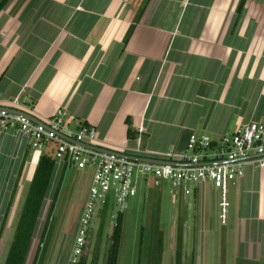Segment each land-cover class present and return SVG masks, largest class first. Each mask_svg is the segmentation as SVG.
<instances>
[{
  "label": "crops",
  "instance_id": "crops-1",
  "mask_svg": "<svg viewBox=\"0 0 264 264\" xmlns=\"http://www.w3.org/2000/svg\"><path fill=\"white\" fill-rule=\"evenodd\" d=\"M238 1L10 0L0 10V105L17 99L44 121L62 109L70 127H95L98 145L145 155L183 153L191 133L216 141L262 122L264 0H248L234 26ZM41 153L16 129L0 128V189L8 180L13 189L23 159L21 181H31ZM65 170L57 162L52 176ZM228 192L233 244L230 221L212 229L218 196L208 181L175 196L174 218L183 231L197 228L200 260L216 236L237 261L264 264V165L246 161Z\"/></svg>",
  "mask_w": 264,
  "mask_h": 264
},
{
  "label": "built area",
  "instance_id": "built-area-1",
  "mask_svg": "<svg viewBox=\"0 0 264 264\" xmlns=\"http://www.w3.org/2000/svg\"><path fill=\"white\" fill-rule=\"evenodd\" d=\"M5 107L29 113L18 106L17 99ZM68 119L72 121L73 116H67L62 109L42 120L43 124L22 113L0 109L1 129H16L34 149L41 150L43 146L53 144L55 163H62L66 168L70 165L92 168L91 183L79 216L69 264H75L82 253L94 218L110 208L107 213L115 219L137 194L138 184L153 186L160 180H166L174 198L179 192L184 196L191 195L193 186L208 181L217 190L218 218L225 224L230 207V184L243 175L246 161L264 165V121L249 122L216 141L206 134L191 133L186 143L187 151L183 153L169 149L160 154L145 155L100 149L103 146L97 143L95 127L86 123L70 127ZM126 154L156 160L142 161ZM251 154H256V157L242 159Z\"/></svg>",
  "mask_w": 264,
  "mask_h": 264
},
{
  "label": "rangeland",
  "instance_id": "rangeland-1",
  "mask_svg": "<svg viewBox=\"0 0 264 264\" xmlns=\"http://www.w3.org/2000/svg\"><path fill=\"white\" fill-rule=\"evenodd\" d=\"M52 148H54V145L48 144L43 146L41 151L51 153ZM60 177V174L55 173L52 176V182L48 186L46 193V201L38 218L24 264H33L48 207L53 200ZM13 178H17V174ZM19 178L20 186L18 191H16L13 204L10 205L8 225L0 243V264L4 263L9 244L12 240L13 229L18 220L30 183V179H23L21 181V176ZM91 178L92 168L90 166L78 168L70 165L62 173L61 185L58 188L52 219L47 231L46 248L42 254L40 264H69L72 255V243L75 238L79 216L86 200ZM7 183H9V180L5 181L3 186ZM3 186L0 189V222L6 209L7 201L12 194V185L9 187ZM175 199L169 192V182L166 180H160L158 184L153 186H145L143 183L138 184L137 194L129 200L128 206L123 211V234L119 249L118 264H137L140 228L142 225L148 227L150 223H157L162 230L163 248L161 264H175L174 251L176 248V234L180 223L176 220L177 218H174L175 212L179 207V201H175ZM109 209L107 208L106 211ZM113 210V213H115L116 210ZM101 219L102 216L100 215L94 218L83 251L88 254L89 258L95 256L98 264H104L109 237L115 220L111 217V213H107L103 219V226L100 227ZM228 221L233 222L231 219ZM231 223H227L226 226L231 227V239L229 242L232 243L234 238L233 233L236 232L237 228L235 223H232V225ZM211 224L212 229L216 231H222L224 229V224L218 218V209L217 218L215 220L213 218ZM149 228H146V234L144 236L142 264H146L147 262V247L151 244L152 233L149 232ZM192 230L191 228H184L183 231V234L186 231V234L183 236V264L192 263V251L194 252L193 264H245L244 261H237V258L234 259V257H231L230 251L233 249V243L227 244L224 240H220V237L216 238V236L208 237L207 246H204L203 249L205 250L207 248L209 254L200 260V257L196 255L198 248H201V245L198 244V241H201L198 239L200 233L197 234V228H193ZM219 249L221 253L218 256L214 255V253H218Z\"/></svg>",
  "mask_w": 264,
  "mask_h": 264
},
{
  "label": "trees",
  "instance_id": "trees-1",
  "mask_svg": "<svg viewBox=\"0 0 264 264\" xmlns=\"http://www.w3.org/2000/svg\"><path fill=\"white\" fill-rule=\"evenodd\" d=\"M10 0H0V10L7 5ZM248 0H239L237 7H236V18L234 26L237 24L240 14L243 8L246 6ZM145 5L141 7L138 11L136 17L134 18L133 22L129 26L126 35L124 37V43L128 41L130 38L136 22L140 17V14L143 12ZM127 135L129 138L135 136L134 131L128 127ZM25 159L22 160L18 173L17 178L15 179L12 194L7 201L6 209L4 210L1 222H0V243L2 238L6 232V225H7V217L9 215V209L11 205V201L13 199V191L16 185L19 183V177L21 176L23 167H24ZM55 166V159L53 157V153L43 151L36 163L34 173L32 179L29 183L28 190L26 192V196L14 227V232L12 235V240L9 244L4 263L3 264H24L25 259L34 235V231L37 225L38 218L42 212L44 207V203L46 201V193L47 189L51 180L53 168ZM62 175L59 179L57 188L55 190V194L53 200L51 201L47 216L44 220V225L41 231L40 241L37 248V252L35 254L33 264H40L42 260V254L46 248V238H47V231L49 228L50 221L52 219V212L54 208L55 199L57 196L58 188L61 185ZM107 214L106 210H103L100 216L102 219L100 221L99 226H103V219ZM109 214V213H108ZM123 220H124V212H118L115 220L114 225L112 226L111 234L109 237V244L107 248V254L105 257L104 264H118V257H119V249L123 234ZM149 232L152 233L151 244L147 247V262L146 264H161L162 262V246H163V234L161 228H159L157 223H150L149 224ZM144 225L140 228V236L138 242V258L137 264H142V251L144 246V236L146 234V228ZM86 245V244H85ZM83 247V251L85 248ZM80 254L75 264H98L97 258L95 256L88 257V254L84 253ZM193 257L192 263H194V252L192 251ZM174 258L175 264H183V227L179 223L177 234H176V248L174 251Z\"/></svg>",
  "mask_w": 264,
  "mask_h": 264
},
{
  "label": "water",
  "instance_id": "water-1",
  "mask_svg": "<svg viewBox=\"0 0 264 264\" xmlns=\"http://www.w3.org/2000/svg\"><path fill=\"white\" fill-rule=\"evenodd\" d=\"M7 109V110H12V111H16V112H19V113H22L24 116H26L27 118H29L30 120H32V121H34V122H36V123H42L43 124V122H42V120H40V119H38L37 117H35L33 114H31V113H27V112H25V111H21V110H14V109H12V108H8V107H5V106H1L0 105V109ZM99 148V147H98ZM100 149H103V150H106V151H110V152H114V151H112L111 149H107V148H104V147H100ZM126 156H128L129 158H132V159H137V160H142V161H153V160H156V159H153V158H150V157H143V156H137V155H127L126 154ZM253 157H256V154H251V155H249V156H247V157H244V158H242L243 160H245V159H251V158H253Z\"/></svg>",
  "mask_w": 264,
  "mask_h": 264
}]
</instances>
